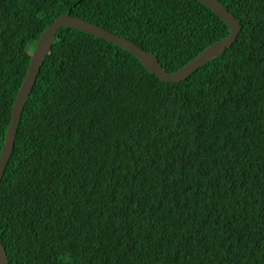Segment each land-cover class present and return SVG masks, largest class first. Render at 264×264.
I'll return each mask as SVG.
<instances>
[{
    "label": "trees",
    "instance_id": "trees-1",
    "mask_svg": "<svg viewBox=\"0 0 264 264\" xmlns=\"http://www.w3.org/2000/svg\"><path fill=\"white\" fill-rule=\"evenodd\" d=\"M219 1L240 35L181 82L58 31L0 181L9 264H264V0ZM67 13L168 73L230 34L198 0H0V155L35 46Z\"/></svg>",
    "mask_w": 264,
    "mask_h": 264
},
{
    "label": "water",
    "instance_id": "water-1",
    "mask_svg": "<svg viewBox=\"0 0 264 264\" xmlns=\"http://www.w3.org/2000/svg\"><path fill=\"white\" fill-rule=\"evenodd\" d=\"M199 1L210 8L227 24L228 28L230 29V34L227 38L219 40L214 44L208 46L188 65L174 73H168L163 68L158 57L153 52L144 50L143 48L139 47L137 44L126 38L117 36L93 23L74 17L70 13L58 17L55 22H53V24L43 32L41 38L38 40L31 55L26 73L27 75L25 76L18 95L14 101L11 122L7 128V133L0 156V181L4 176L6 166L13 154L16 135L26 102L28 101L29 96L33 90L40 69L51 50L52 44L56 38V34L62 27L77 29L110 41L117 46L124 48L128 52H131V54L134 55L150 73L160 77L163 81L181 82L188 78L199 68L205 66L207 63L222 55L225 50L236 41V38L240 35V31L242 29V25L239 23L233 13H231L221 2L217 0ZM0 264H9L7 251L1 242Z\"/></svg>",
    "mask_w": 264,
    "mask_h": 264
},
{
    "label": "bare ground",
    "instance_id": "bare-ground-1",
    "mask_svg": "<svg viewBox=\"0 0 264 264\" xmlns=\"http://www.w3.org/2000/svg\"><path fill=\"white\" fill-rule=\"evenodd\" d=\"M198 1H199V0H198ZM217 1H219V0H217ZM219 2H220V1H219ZM223 5H224V4H223ZM224 6H225V5H224ZM227 9H228V8H227ZM228 10H229V9H228ZM229 11H230V10H229ZM230 12H231V11H230ZM231 13H232V12H231ZM70 14H71V13H70ZM71 15H72V14H71ZM233 15H234V14H233ZM72 16H73V15H72ZM74 17H75V16H74ZM77 18H78V17H77ZM54 22H55V21H54ZM87 22H88V21H87ZM52 24H53V23H52ZM52 24H51V25H52ZM51 25H50V26H51ZM62 28H63V27H62ZM240 32H241V31H240ZM57 33H58V32H57ZM115 35H116V34H115ZM56 36H57V34H56ZM117 36H119V35H117ZM120 37H121V36H120ZM123 38H124V37H123ZM226 38H227V37H226ZM224 39H225V38H224ZM236 39H237V38H236ZM54 41H55V40H54ZM109 42H110V41H109ZM234 43H235V42H234ZM234 43H233V44H234ZM113 44H114V43H113ZM135 44H136V43H135ZM233 44H232V45H233ZM115 45H116V44H115ZM232 45H231V46H232ZM231 46H230V47H231ZM230 47H228V48H230ZM225 51H226V50H225ZM130 53H131V52H130ZM200 54H201V53H200ZM193 60H194V59H193ZM193 60H192V61H193ZM187 65H188V64H187ZM163 68H164V67H163ZM183 68H184V67H183ZM181 69H182V68H181ZM178 71H179V70H178ZM192 74H193V73H192ZM26 75H27V74H26ZM24 79H25V78H24ZM186 79H187V78H186ZM161 80H162V79H161ZM162 81H163V80H162ZM165 82H166V81H165ZM35 83H36V82H35ZM34 85H35V84H34ZM0 156H1V155H0Z\"/></svg>",
    "mask_w": 264,
    "mask_h": 264
},
{
    "label": "rangeland",
    "instance_id": "rangeland-1",
    "mask_svg": "<svg viewBox=\"0 0 264 264\" xmlns=\"http://www.w3.org/2000/svg\"><path fill=\"white\" fill-rule=\"evenodd\" d=\"M223 54H224V53H223ZM196 57H197V56H196ZM196 57H195V58H196ZM195 58H194V59H195Z\"/></svg>",
    "mask_w": 264,
    "mask_h": 264
}]
</instances>
